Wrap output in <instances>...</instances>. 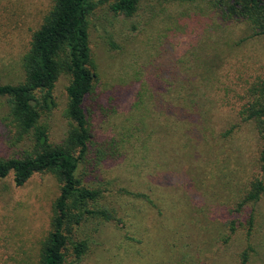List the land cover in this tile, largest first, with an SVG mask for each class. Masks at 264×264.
Here are the masks:
<instances>
[{"label":"rangeland","instance_id":"374dc122","mask_svg":"<svg viewBox=\"0 0 264 264\" xmlns=\"http://www.w3.org/2000/svg\"><path fill=\"white\" fill-rule=\"evenodd\" d=\"M51 4L0 0L1 82L21 80V59ZM209 15L202 5L162 7L154 0H140L131 18L114 16L107 3L92 15L90 49L97 82L86 104L96 148L108 156L89 178L90 185L107 182L102 201L112 204L121 222L78 228L75 236L87 237L90 245L75 264H180L191 258L239 264L237 253L246 236L224 243L221 221L251 173H260L256 133L241 125L214 143L212 130L234 123L217 111L207 115L206 141L198 133L183 139L176 134L173 113L165 120L160 108L165 101L174 108L178 100L173 95L181 89L183 96L193 81L202 84L198 95L207 96L204 84L224 72L226 62L235 63L249 82L264 77V36L250 37L243 23ZM67 84L68 77L61 75L53 91L55 107L43 118L52 145L64 140L68 128ZM160 84L168 92L159 95ZM6 115V100L0 98V158L20 156L31 147L28 140H17ZM57 195L58 183L48 173L35 174L20 187L12 176L0 180V264L34 260ZM248 208L240 220L254 210L249 264H264V196Z\"/></svg>","mask_w":264,"mask_h":264},{"label":"trees","instance_id":"16d2710c","mask_svg":"<svg viewBox=\"0 0 264 264\" xmlns=\"http://www.w3.org/2000/svg\"><path fill=\"white\" fill-rule=\"evenodd\" d=\"M139 1L51 0L50 9L32 33L21 59V80L16 83L0 81V98L6 100V117L15 130L17 140H28L31 144L30 149L20 156L0 158V180L12 176L14 185L20 187L33 175L48 173L58 183V195L50 207L49 230L40 240L30 264L79 263L88 252L90 241L85 236H75L78 228L88 223L98 227L112 221L121 222L112 204L102 201L107 182L90 185L89 175L99 172V167L108 156L96 148L92 114L86 104L88 96L94 94L97 82L90 49V22L102 3H107L114 16L131 18L137 12ZM154 1L162 7L183 3L202 5L208 10L209 18L216 17L225 23H243L250 37L264 36V0ZM225 66L224 72L212 75L209 86L204 84L207 96L198 95L202 84L193 81L183 96L181 89L173 95L178 100L174 101V108L166 101L160 108L164 110L165 120L169 118L167 113H173L176 134L181 138L187 133H198L206 141L209 138L206 133L210 131L205 126L207 115L217 111L234 120V123H229L217 133L213 129L214 143L231 137L241 125L250 126L256 133L260 173L256 176L251 173L247 186L238 193L233 207L221 221L224 243H229L236 236H246L244 247L237 254L239 264H249L254 250L249 243L254 210L249 211L247 216L246 213L248 207L254 208L264 196V77L249 82L235 63L226 62ZM61 75L68 77L65 110L68 128L64 140L52 145L43 118L55 107L53 91ZM156 86L159 95L169 90L166 85ZM148 96L150 99L154 97L152 94ZM245 210L243 215L247 218L240 220ZM235 214L239 216L235 217ZM166 261L165 264H174L171 260ZM180 264L205 262L201 258L195 261L191 258Z\"/></svg>","mask_w":264,"mask_h":264}]
</instances>
